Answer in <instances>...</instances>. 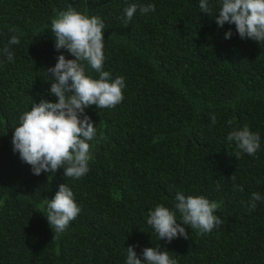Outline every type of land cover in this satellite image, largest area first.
<instances>
[{
	"label": "trees",
	"instance_id": "1",
	"mask_svg": "<svg viewBox=\"0 0 264 264\" xmlns=\"http://www.w3.org/2000/svg\"><path fill=\"white\" fill-rule=\"evenodd\" d=\"M199 2L0 0V264H126L130 245L141 257L146 247L167 251L177 264H264V42L242 39L234 24L219 27L220 0H209L213 16ZM132 3L155 11L138 9L125 24ZM69 8L103 21L104 70L125 80L121 103L81 114L97 135L79 179L67 178L63 166L33 174L12 144L23 113L58 101L47 69L61 53L74 57L55 48L51 20ZM12 35L20 37L10 46L14 62L3 54ZM245 125L259 134L260 148L237 160L227 135ZM62 183L80 212L55 236L45 200ZM177 192L217 202L222 223L160 240L148 214L160 204L175 210ZM254 192L261 200L249 210Z\"/></svg>",
	"mask_w": 264,
	"mask_h": 264
},
{
	"label": "clouds",
	"instance_id": "2",
	"mask_svg": "<svg viewBox=\"0 0 264 264\" xmlns=\"http://www.w3.org/2000/svg\"><path fill=\"white\" fill-rule=\"evenodd\" d=\"M199 8L201 12L212 15L209 0H200ZM138 9L141 14H147L155 11V5L132 3L127 6L124 9L125 24L132 20ZM213 17L219 27L225 23L234 24L242 39L264 42V0H220L218 15ZM104 29L99 17L88 16L72 8L59 11L51 20L55 48L58 51L66 49L74 59H68L61 53L57 63L47 69L53 78L50 93L58 101L45 99L35 103L30 111L23 113L19 126L15 127L13 150L19 153L23 162L32 166L35 175L42 172L54 174L62 166L67 178L79 179L87 174L89 161L93 159L89 142L94 140L97 130L91 118L86 114L81 118V114L91 105L98 109L114 108L124 99V77L113 80L110 72L104 70ZM231 36L232 31L229 30L225 38ZM19 43L18 35H12L8 40L3 49L8 61L14 62L10 46ZM85 63L99 74L98 79L85 73ZM211 119L214 124L215 115ZM227 140L234 141L240 150L235 153L237 160L241 152L255 155L260 148L259 134L252 132L247 125L230 131ZM231 178L236 179L235 175ZM239 190L242 191V187ZM259 200L261 195L252 193L249 210H254ZM45 204L44 215L55 236L63 233L80 212L73 190L66 183L60 184L55 196L46 199ZM219 207L217 202L203 195L186 196L177 192L175 210L163 204L157 205L150 210L147 223L160 240L171 242L181 236L189 239L188 227L204 234L222 223L215 215ZM176 211L180 213L179 222ZM126 264H177V261L167 251L155 247L144 248L142 257L138 256L134 246L130 245L127 247Z\"/></svg>",
	"mask_w": 264,
	"mask_h": 264
}]
</instances>
